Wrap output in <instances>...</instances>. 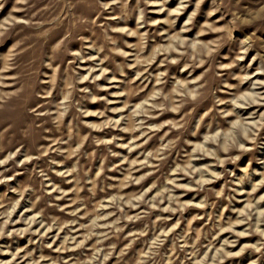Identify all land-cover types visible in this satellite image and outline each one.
Returning a JSON list of instances; mask_svg holds the SVG:
<instances>
[{"label":"rangeland","instance_id":"374dc122","mask_svg":"<svg viewBox=\"0 0 264 264\" xmlns=\"http://www.w3.org/2000/svg\"><path fill=\"white\" fill-rule=\"evenodd\" d=\"M0 264H264V0H0Z\"/></svg>","mask_w":264,"mask_h":264}]
</instances>
